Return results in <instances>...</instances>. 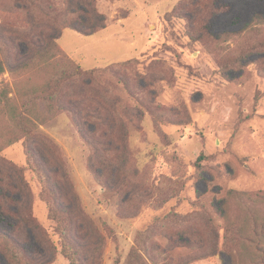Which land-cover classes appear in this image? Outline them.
I'll return each mask as SVG.
<instances>
[{
	"label": "rangeland",
	"instance_id": "374dc122",
	"mask_svg": "<svg viewBox=\"0 0 264 264\" xmlns=\"http://www.w3.org/2000/svg\"><path fill=\"white\" fill-rule=\"evenodd\" d=\"M97 9L104 30L86 37L62 29L58 46L88 70L141 61L115 67L104 82L108 117L96 139L107 130L106 142H117L125 126L122 169L111 168L108 186L98 181L89 167L95 155L66 114L41 126L35 143L59 168L60 200L83 210L73 229L83 264H123L133 248L147 264H246L234 249L221 253L226 219L214 207L230 190L264 192V51L244 67L222 68L247 40L264 37V0H97ZM257 20L263 23L249 32ZM1 83L13 85L9 72ZM1 156L25 169L33 216L50 241L25 224L18 236L47 264H70L23 142ZM228 200L231 222L245 211L237 198Z\"/></svg>",
	"mask_w": 264,
	"mask_h": 264
},
{
	"label": "trees",
	"instance_id": "16d2710c",
	"mask_svg": "<svg viewBox=\"0 0 264 264\" xmlns=\"http://www.w3.org/2000/svg\"><path fill=\"white\" fill-rule=\"evenodd\" d=\"M0 12V77L9 72L13 78L12 86L0 85V264L48 263L41 250L32 251L18 236L24 232L19 224L27 225L46 240L49 236L33 216L25 169L6 163L1 156L5 148L20 141L24 144L26 165L40 186L39 194L48 208L62 254L70 264H83L82 247L73 236L75 219L84 215L83 210L79 202L73 208L60 200L62 190L53 181L59 168L52 167L47 154L35 146L37 130L54 117L66 114L95 155L89 167L96 179L108 186L111 168L116 167L119 173L127 148L125 126H121L117 142H106L107 130L102 131L100 140L96 139L99 126L108 117L104 113V82L115 67L134 69L141 61L134 59L88 70L58 46L62 29L70 28L91 37L106 28L107 19L98 11L97 0H0ZM262 23L250 22L247 30L254 32L256 25ZM256 50L264 51V37L252 42L249 39L239 46L223 65V71L244 67ZM51 148L57 152L54 146ZM113 153L115 161L110 157ZM202 159L203 156L195 164L199 175L204 170ZM232 198H237L245 214L230 222L228 199ZM216 201L220 205L214 207L215 212L226 219L221 253L234 249L246 264H264V192L230 190ZM4 219L14 222L7 228L1 225ZM215 241L219 246V234ZM141 251L133 248L123 264H147ZM35 253L41 258H36Z\"/></svg>",
	"mask_w": 264,
	"mask_h": 264
}]
</instances>
